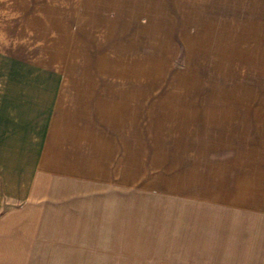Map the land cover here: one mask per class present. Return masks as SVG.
Returning a JSON list of instances; mask_svg holds the SVG:
<instances>
[{
	"label": "crops",
	"instance_id": "obj_1",
	"mask_svg": "<svg viewBox=\"0 0 264 264\" xmlns=\"http://www.w3.org/2000/svg\"><path fill=\"white\" fill-rule=\"evenodd\" d=\"M90 5L0 0V264H100L130 212L126 118L78 69ZM262 69L251 144L203 177L208 197L158 206L155 264H264Z\"/></svg>",
	"mask_w": 264,
	"mask_h": 264
},
{
	"label": "rangeland",
	"instance_id": "obj_2",
	"mask_svg": "<svg viewBox=\"0 0 264 264\" xmlns=\"http://www.w3.org/2000/svg\"><path fill=\"white\" fill-rule=\"evenodd\" d=\"M89 2L97 13L87 16L78 69L85 85L116 95V117L124 113L132 198L114 247L88 261L155 264L158 206L173 196L208 197L203 177L255 136L264 0Z\"/></svg>",
	"mask_w": 264,
	"mask_h": 264
}]
</instances>
